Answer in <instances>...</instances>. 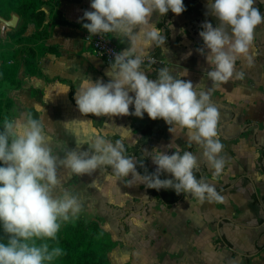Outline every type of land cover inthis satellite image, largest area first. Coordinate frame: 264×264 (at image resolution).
Returning a JSON list of instances; mask_svg holds the SVG:
<instances>
[{
    "label": "clouds",
    "instance_id": "1",
    "mask_svg": "<svg viewBox=\"0 0 264 264\" xmlns=\"http://www.w3.org/2000/svg\"><path fill=\"white\" fill-rule=\"evenodd\" d=\"M255 2L208 0V12L219 23L213 26L206 21L202 25L199 35L203 47L198 51L211 65L207 77L213 87L243 78V73L236 71L237 60L252 62L254 32L264 23V14L254 7ZM91 9L81 18L90 21L83 23L90 36L112 34L129 46L114 51L107 83L102 79L81 80L75 95L79 111L97 117L143 118L147 113L152 120L163 119L172 133L177 127L186 130L189 145L195 142L200 146L203 162L212 172L211 180L203 176L197 179L201 156L183 150L173 140L166 146L175 149L170 155L159 148L143 150L157 167L155 172L142 175L135 156L126 155L123 139L113 142L97 132L87 141L88 150H67L61 157L48 145L43 118L30 112L6 116L0 124V264H54L64 255L58 246V233L63 224L79 217L83 205L62 187L59 168L78 176L111 168L116 181L124 180L129 187L142 183L156 190L173 189L201 204L224 202L214 183L225 174L226 159L217 131L220 114L211 102L210 91H197L198 85L194 87L168 67L157 69L156 79H149L145 71H153L156 63L151 49L167 51V37L150 18L157 12L160 17L169 11L181 14L186 10L184 0H91ZM40 10L47 12L46 8ZM140 164L143 166L142 161ZM164 173L171 178L161 179Z\"/></svg>",
    "mask_w": 264,
    "mask_h": 264
},
{
    "label": "crops",
    "instance_id": "2",
    "mask_svg": "<svg viewBox=\"0 0 264 264\" xmlns=\"http://www.w3.org/2000/svg\"><path fill=\"white\" fill-rule=\"evenodd\" d=\"M207 4L208 0H197L189 3L190 12H182L179 15L174 13L170 16L168 25L171 37L165 44L167 51L161 49L156 62L168 67L174 75L181 76L185 81H191L194 87L198 85L197 91H210L211 102L220 114L217 131L224 145L222 155L226 159L225 174L214 183L217 192L225 199L223 203L201 204L193 197H186L184 193L178 195L175 190L167 189L169 197L181 196V199L170 207L159 199H151L153 194L147 187L145 193L144 184L129 187L124 180H120L123 182L120 186L122 196L118 197L120 208H148L133 204L134 197L139 195L143 197V204L147 201L146 196L154 203L149 210L150 217H141L143 223L136 225L135 246H138L139 251L136 255L143 264H156L159 258L165 259L167 264L176 261H179V264H264V23L258 25L254 32L250 49L251 64L245 59L236 62V71L243 73V78H233L223 87H213V82L207 77L211 65L206 56L198 51L203 47V39L199 35L203 30L202 25L206 21L211 22L213 26L219 23L218 19L208 12ZM76 5L75 0H60L56 9L61 14V20L83 26V23L90 21L81 19L83 16L75 10ZM254 7L264 14V0H256ZM46 13L47 17L50 11ZM162 18L158 12L153 13L150 23L159 28L158 24ZM43 30L46 31V28ZM47 30L51 32L47 39L30 45H57L62 53L37 54L35 68L43 75L27 72L23 60L18 75L19 83L15 86L19 89V94H24L27 99L35 90V97L45 101L47 107L43 109L49 118L53 115L62 116L65 118L63 126L71 132L88 134L89 139L95 133L102 132L108 139L113 140L116 130L128 131L126 140L122 137L118 139H123L125 145L130 148L141 144L142 153L144 149L152 151L159 148L169 155L175 149L166 146L173 140L183 150L201 156L200 170L195 172L197 179L203 176L211 180L212 172L203 162L202 150L195 142L189 145L186 130L177 127L172 133L169 131L170 126L163 119L152 120L147 113L143 118L134 115L97 117L94 114H82L75 100L76 87L83 78L93 81L102 79L107 83L110 65L92 54L93 36L90 34L85 39L82 33L70 24L54 26L52 21ZM161 31L163 34V29ZM63 34L64 37L61 38ZM103 36L118 52L129 46L127 42L122 43L119 37L112 34ZM52 38L55 43L49 44L47 41ZM153 50L154 48L150 53ZM65 52L73 56L66 55ZM186 70L187 75L182 76ZM145 71L148 77L154 73V69ZM131 107L134 108V105H130ZM120 119L125 123L120 124ZM47 123L51 124L52 120L47 119ZM146 158L155 172L157 166L151 157ZM138 165L137 161V167ZM203 170L205 173L200 176ZM111 171L107 173L108 176ZM167 178H171V174L164 173V179ZM128 179H131V175ZM221 187L225 188L219 190ZM164 218H169V221ZM98 224L102 229L99 222ZM154 227L164 235V239L158 240L157 234V241L150 243L142 235ZM142 251L145 253L144 257ZM177 253L181 255H176Z\"/></svg>",
    "mask_w": 264,
    "mask_h": 264
},
{
    "label": "rangeland",
    "instance_id": "3",
    "mask_svg": "<svg viewBox=\"0 0 264 264\" xmlns=\"http://www.w3.org/2000/svg\"><path fill=\"white\" fill-rule=\"evenodd\" d=\"M75 1L77 3V5L74 6L75 10L79 12L80 15L83 16L85 10H93L91 9V0ZM46 2L47 3L44 5L40 3L35 11L33 8H29L26 14L21 15L18 13L20 15V20L18 26L14 29L0 22V51L6 49L14 50L19 46H29L30 44L41 41V39L45 40L49 37L51 32L47 30L48 24L51 23V21L54 22L61 20V14L56 9V6L59 5V0H46ZM42 7L46 8L48 12L50 11V14L46 17V19H44V22L42 20L39 23L35 17V12ZM38 23L39 25H42V29L46 28V31L42 30L40 39H37V37L32 35L34 26H36ZM22 26H28L29 30L22 33L21 35H12ZM53 29L51 30L52 33ZM63 37L64 34L61 35V38ZM47 42H49V44L55 43V39L52 38ZM4 44H7L8 48L4 47ZM65 54L73 56V54H68L67 52H65ZM24 73L26 76V71H24ZM2 90H4L5 93H8L9 96L15 100L13 99L14 101H12V103H6L0 99V124H2L6 116L9 118H14L19 116L21 113L30 112L36 118H43L45 132L48 138V145L53 150V154L62 157L67 150L75 149L77 151H86L89 149V145L87 144V141L89 140L88 134L69 131V128L63 126L65 118L62 116L53 115L49 118L47 112L43 109L47 107L45 105V101L39 100L35 97V95H37V92L34 93L35 90L29 95L27 94V99L24 94H19V89L10 85L8 82L2 85L1 91ZM3 104H6L4 109H2ZM130 110L134 111V108L131 107ZM47 119L50 121L52 120V123H47ZM123 123H125V121ZM128 136V131L121 132L120 130H116L114 139L110 140L115 141L118 139V137H122L124 140H126ZM110 169L111 168L97 170L92 176H78L73 174L70 169L59 168L58 175L61 179L62 187L68 189L74 195H76L83 205L79 217L75 220H97L102 226V229H100V234L97 238L96 246L94 245L96 248L95 250H97L96 252L98 254H104L107 260L109 262L111 261L112 264H143L142 260H140L136 255L139 253V251H137L138 246H135L137 234L136 225L139 222H142L140 219L141 217H150L151 211L149 210L154 203H152V200L149 196H146L147 201L145 204H143L141 199L143 197L140 195H135L136 197L133 199V204H140V206L143 205L147 206L148 208H120V199L118 197L120 195L122 196L120 186L123 184V182L120 180L116 181L115 177L111 175L108 176L107 173L111 171ZM138 185L140 186V184H137V186ZM117 187L118 190H116ZM143 187L146 193V187ZM164 219L165 221H169V218ZM70 222L72 221L66 222L62 225L61 229L63 233H66L68 224ZM152 229L153 230L145 232L142 235L145 237V239H147V241L150 243L157 241V234H159L158 240L164 239V235L159 233L157 228L154 227ZM144 254V251H142L143 257ZM176 255L181 254L177 253ZM164 260L165 259L163 258H159L156 264H167L164 262ZM169 264H179V261H176L175 263L169 262Z\"/></svg>",
    "mask_w": 264,
    "mask_h": 264
},
{
    "label": "trees",
    "instance_id": "4",
    "mask_svg": "<svg viewBox=\"0 0 264 264\" xmlns=\"http://www.w3.org/2000/svg\"><path fill=\"white\" fill-rule=\"evenodd\" d=\"M197 0H184V5L186 7L185 13L190 12L189 3L195 2ZM42 3L46 4V0H0V15L9 18L10 14L13 11H16L19 14H26L29 8H33L34 11L38 7V5ZM60 3V0H59ZM43 8V7H42ZM39 8L35 12V17L39 21V23L46 17V12L41 11ZM34 13V12H33ZM174 13L169 11L165 16H163L162 20L159 22V28L163 29V35L167 37L166 41L171 37V29L168 25V21L171 15ZM61 19V18H60ZM36 24L34 26V31L32 35L37 37V39L41 38L42 25ZM42 24V23H41ZM60 24H70L71 27L78 29L84 38H87L89 32L81 25H73L66 20L54 21V26H58ZM29 30L28 26H22L17 30V32L12 35H21L22 33ZM8 48L7 44L3 45ZM14 49V48H13ZM161 48H154L153 52L150 53L151 57L156 60V58L160 55ZM55 53L61 54L62 52L59 50L57 45H50L49 47H45L42 45H38L37 47L29 46H19L16 49H6L0 51V91L1 87L4 83H9L12 86L18 85V75L20 70V65L23 60H25L26 68L31 74H39L43 75L42 72L35 68V60L37 54L44 53ZM95 57L102 60L103 63L110 65V62L103 56H99L94 51L92 53ZM147 62V61H146ZM160 67L157 62L152 65L154 69V73L149 76V79H156L157 73L156 70ZM0 99L4 102L14 101L8 93H5L4 90L0 92ZM6 107V104H3L2 109ZM120 124H123L122 119L119 121ZM127 148V154L130 156H135L138 161L137 170L142 175L147 173H153V169L151 168L149 160L144 156L141 151L142 145L138 144L134 148H130L128 145H125ZM264 158V155L262 159ZM140 161L143 162V166H141ZM263 170L264 166L262 164ZM205 173H200L202 176ZM161 179H164V174L161 175ZM225 187L219 188V190L224 189ZM151 193L157 199L163 201L167 206L175 205L180 199V197H169V193L167 189H152L150 188ZM100 234V226L96 220L86 221L84 219H78L72 221L68 224V228L66 233L62 232L60 229L58 233V246L61 247L64 251V255L61 256L54 264H109L106 256L104 254H98L95 250L96 242L98 235ZM3 236L2 229H0V237ZM55 243V242H53ZM95 245V246H94Z\"/></svg>",
    "mask_w": 264,
    "mask_h": 264
},
{
    "label": "built area",
    "instance_id": "5",
    "mask_svg": "<svg viewBox=\"0 0 264 264\" xmlns=\"http://www.w3.org/2000/svg\"><path fill=\"white\" fill-rule=\"evenodd\" d=\"M92 48L96 54L105 57L109 62L114 58V51L118 52L115 46L109 42L106 37L100 35L92 37Z\"/></svg>",
    "mask_w": 264,
    "mask_h": 264
},
{
    "label": "water",
    "instance_id": "6",
    "mask_svg": "<svg viewBox=\"0 0 264 264\" xmlns=\"http://www.w3.org/2000/svg\"><path fill=\"white\" fill-rule=\"evenodd\" d=\"M19 20H20V15L14 11L11 13L10 18H5L0 15V22L12 29L18 26ZM151 199H153L154 201H157V198H155L154 196H151Z\"/></svg>",
    "mask_w": 264,
    "mask_h": 264
}]
</instances>
